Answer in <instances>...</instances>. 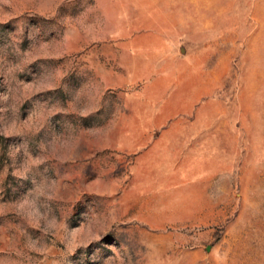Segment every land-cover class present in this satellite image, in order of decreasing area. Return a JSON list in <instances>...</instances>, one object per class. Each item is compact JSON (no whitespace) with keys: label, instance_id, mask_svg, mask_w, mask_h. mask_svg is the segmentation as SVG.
<instances>
[{"label":"rangeland","instance_id":"1","mask_svg":"<svg viewBox=\"0 0 264 264\" xmlns=\"http://www.w3.org/2000/svg\"><path fill=\"white\" fill-rule=\"evenodd\" d=\"M0 264H264V0H0Z\"/></svg>","mask_w":264,"mask_h":264}]
</instances>
